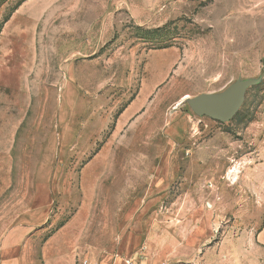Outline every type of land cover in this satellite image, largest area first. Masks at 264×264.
I'll list each match as a JSON object with an SVG mask.
<instances>
[{
    "label": "rangeland",
    "instance_id": "rangeland-1",
    "mask_svg": "<svg viewBox=\"0 0 264 264\" xmlns=\"http://www.w3.org/2000/svg\"><path fill=\"white\" fill-rule=\"evenodd\" d=\"M260 76L227 122L186 100ZM263 234L264 0H0V264H264Z\"/></svg>",
    "mask_w": 264,
    "mask_h": 264
},
{
    "label": "water",
    "instance_id": "water-1",
    "mask_svg": "<svg viewBox=\"0 0 264 264\" xmlns=\"http://www.w3.org/2000/svg\"><path fill=\"white\" fill-rule=\"evenodd\" d=\"M262 77L238 78L220 92L201 93L186 100L199 116H208L221 122L230 121L243 105L247 90L258 85Z\"/></svg>",
    "mask_w": 264,
    "mask_h": 264
},
{
    "label": "built area",
    "instance_id": "built-area-1",
    "mask_svg": "<svg viewBox=\"0 0 264 264\" xmlns=\"http://www.w3.org/2000/svg\"><path fill=\"white\" fill-rule=\"evenodd\" d=\"M125 264H141L139 261L131 259V258H126L124 260ZM157 264H165L164 262L157 263Z\"/></svg>",
    "mask_w": 264,
    "mask_h": 264
},
{
    "label": "crops",
    "instance_id": "crops-1",
    "mask_svg": "<svg viewBox=\"0 0 264 264\" xmlns=\"http://www.w3.org/2000/svg\"><path fill=\"white\" fill-rule=\"evenodd\" d=\"M50 237V235H48L46 238H45V240L46 239H48ZM263 240V242H264V234H263V237H261ZM50 241H51V239L47 242V244H45V246H46V248L48 247V244H50ZM157 264V263H156Z\"/></svg>",
    "mask_w": 264,
    "mask_h": 264
}]
</instances>
